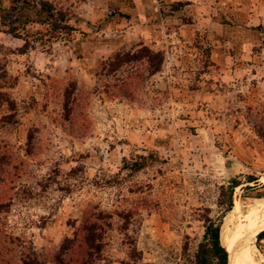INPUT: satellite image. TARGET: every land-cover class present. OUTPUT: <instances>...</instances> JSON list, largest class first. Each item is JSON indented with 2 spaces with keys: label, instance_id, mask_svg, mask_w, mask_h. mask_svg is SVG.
<instances>
[{
  "label": "rangeland",
  "instance_id": "1",
  "mask_svg": "<svg viewBox=\"0 0 264 264\" xmlns=\"http://www.w3.org/2000/svg\"><path fill=\"white\" fill-rule=\"evenodd\" d=\"M47 1L70 33L29 20L18 35L0 29V235L17 238L8 246L51 264L83 212L102 210L110 225L95 264H190L231 179L219 238L234 242L242 214L264 199V2L249 0V20L231 8L245 0ZM139 43L161 51L159 70L126 64L116 75L137 83L109 94L114 76L100 62ZM135 160L139 170L125 169ZM253 240L264 260V235Z\"/></svg>",
  "mask_w": 264,
  "mask_h": 264
},
{
  "label": "trees",
  "instance_id": "2",
  "mask_svg": "<svg viewBox=\"0 0 264 264\" xmlns=\"http://www.w3.org/2000/svg\"><path fill=\"white\" fill-rule=\"evenodd\" d=\"M8 2V7H2L0 3V29L7 33L18 35L15 30L20 26H24L27 20L39 23L40 25H47L54 34H57L59 29L65 31V34L73 30L70 25L64 22L66 18L64 12L56 9L47 0H8ZM26 12L34 16H24L23 13ZM9 14H12L11 20L7 17ZM162 59L163 55L160 50H153L139 43L136 48L119 49L113 52L111 56L100 62L99 72L103 75L114 76L112 83L105 82V86L111 91L109 94L118 93L125 96L130 94L137 80L132 72L122 74L118 77L116 75L117 71L126 64L144 60L146 72L152 74L159 70ZM108 90L106 91L108 92ZM69 94L70 91L65 88L64 99L67 101L71 95ZM7 122L10 123L11 121L8 120ZM142 165L143 162L135 160L129 162V164L125 163L124 167L128 171H137ZM252 180L254 178L249 177L247 181ZM237 184H239L237 180H230V192L226 204L222 206L221 201L217 203V209L219 210L215 216H209L207 212L204 214L203 230L195 246L190 264H227V251L230 248L231 250L233 249V242L231 243L229 240V233L227 232V234L223 235L222 243H220L219 232L222 215L232 206L230 197L231 189ZM129 213H131V209L120 212L123 223H127ZM263 215L264 204L258 206L252 214L246 216V221L250 229ZM106 217H109V215L103 214L102 210H85L79 226L75 227L70 235L64 236L58 247L49 254V262L51 264H95L96 261L102 258L101 253L106 243L103 230L106 226L110 225L105 221ZM96 220L99 222H96ZM232 234L236 238L240 236L237 224ZM263 235L264 229L256 234V239H260ZM9 237L5 239L4 236L2 237L0 235V264H43V261L39 260L33 252H25L22 248L23 246H20L21 242L17 241V247H9L8 245L12 244L13 240H17L16 237ZM232 254L230 256L232 264H257L256 253L246 243L236 253L233 252Z\"/></svg>",
  "mask_w": 264,
  "mask_h": 264
},
{
  "label": "bare ground",
  "instance_id": "3",
  "mask_svg": "<svg viewBox=\"0 0 264 264\" xmlns=\"http://www.w3.org/2000/svg\"><path fill=\"white\" fill-rule=\"evenodd\" d=\"M262 204H264V199H260L259 198V199H256L255 200L254 204H252V205L250 204L251 206H249L247 209L245 207L246 211L242 214L241 219H239L240 221L237 223V227H238V230H239L241 236L238 237L236 240H234V242L232 244L233 245L232 246L233 249L231 250V248H230V253L229 254L233 255L232 254L233 252L236 253L237 250L242 245H244L245 243L246 244L248 243L249 245H253L254 252L259 256L262 264H264V260H262L263 257L261 255V253L257 250V248L255 247V245L252 243V240L255 238L256 234L258 232H261V230L264 229V215H263V217L258 222H256V224L251 229H250V227H249V225H248V223L246 221V216L249 215V214H252L255 211V209L258 206H261ZM237 208H238V204H237L236 210H237ZM240 211H242V209ZM236 216H235V219H236ZM229 254H228V260H229Z\"/></svg>",
  "mask_w": 264,
  "mask_h": 264
},
{
  "label": "crops",
  "instance_id": "4",
  "mask_svg": "<svg viewBox=\"0 0 264 264\" xmlns=\"http://www.w3.org/2000/svg\"><path fill=\"white\" fill-rule=\"evenodd\" d=\"M264 2V0H261V2ZM232 5V10L234 13H237L238 11L247 13L249 16L247 17L249 20L253 19V15L252 13L255 11L254 9L249 8L250 7V1L249 0H245L244 2H239L237 4H234V2L231 3ZM262 3H258L257 6H260ZM264 6V4H262ZM249 8V9H248ZM252 11V12H251ZM257 26H259L258 29V33L261 36V34L264 33V20L263 19H258L256 20ZM246 29V28H245ZM248 29V33L250 34V32L252 31L251 28H247ZM264 37V36H263ZM253 42V40H251V42L249 43L251 45V43Z\"/></svg>",
  "mask_w": 264,
  "mask_h": 264
}]
</instances>
